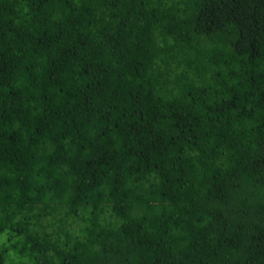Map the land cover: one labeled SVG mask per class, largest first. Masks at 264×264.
Returning <instances> with one entry per match:
<instances>
[{"label": "trees", "instance_id": "16d2710c", "mask_svg": "<svg viewBox=\"0 0 264 264\" xmlns=\"http://www.w3.org/2000/svg\"><path fill=\"white\" fill-rule=\"evenodd\" d=\"M0 264H264V0H0Z\"/></svg>", "mask_w": 264, "mask_h": 264}, {"label": "rangeland", "instance_id": "374dc122", "mask_svg": "<svg viewBox=\"0 0 264 264\" xmlns=\"http://www.w3.org/2000/svg\"><path fill=\"white\" fill-rule=\"evenodd\" d=\"M1 237L3 238V237H4V235H3V234H0V241H1Z\"/></svg>", "mask_w": 264, "mask_h": 264}]
</instances>
